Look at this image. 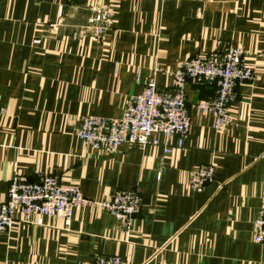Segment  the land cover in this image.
<instances>
[{
    "label": "crops",
    "instance_id": "crops-1",
    "mask_svg": "<svg viewBox=\"0 0 264 264\" xmlns=\"http://www.w3.org/2000/svg\"><path fill=\"white\" fill-rule=\"evenodd\" d=\"M106 10L112 22L98 37ZM216 46L242 48L255 69L235 88L233 124L215 129L197 107L215 86L188 80L181 148L103 153L76 137L83 116L121 117L154 73L169 88L163 70ZM209 163L212 180L190 188V172ZM43 174L94 201L133 189L140 212L127 229L98 206L74 208L69 230L58 218L36 226L16 216L0 232V264H92L98 254L131 264H264V244L252 241L264 207V0H0V201L13 176Z\"/></svg>",
    "mask_w": 264,
    "mask_h": 264
},
{
    "label": "built area",
    "instance_id": "built-area-1",
    "mask_svg": "<svg viewBox=\"0 0 264 264\" xmlns=\"http://www.w3.org/2000/svg\"><path fill=\"white\" fill-rule=\"evenodd\" d=\"M113 11L106 10L104 24L94 25L100 37L111 25ZM171 78L169 88L161 89L150 76L139 94L128 98L119 118L86 115L80 119L76 137L84 147L103 153H116L121 144L145 148L162 145L166 154L181 148L190 129V116L185 100L188 80L215 86L216 94L197 103L202 112L213 116V127L233 124L230 105L235 88L254 79L255 69L247 63L246 52L240 47H215L206 54L184 58L173 69L163 70ZM162 136V140L159 139ZM175 140V143H173ZM212 163L199 165L190 172L189 186L200 190L213 178ZM82 205L98 206L113 215L128 228L140 212L139 194L133 189H117L103 201L83 196L76 185L62 183L52 174H43L37 181H26L18 175L10 180L6 198L0 201V232H9L16 220L36 226L45 218H58L61 229L69 230L72 211ZM252 241L264 244V207L253 223ZM92 264H131L118 255H95Z\"/></svg>",
    "mask_w": 264,
    "mask_h": 264
}]
</instances>
